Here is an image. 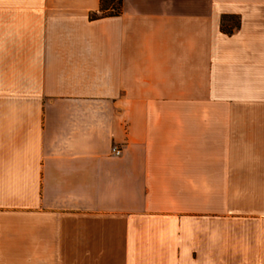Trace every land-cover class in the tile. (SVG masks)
<instances>
[{
	"label": "crops",
	"instance_id": "0c3cea01",
	"mask_svg": "<svg viewBox=\"0 0 264 264\" xmlns=\"http://www.w3.org/2000/svg\"><path fill=\"white\" fill-rule=\"evenodd\" d=\"M99 5L0 0V264H264V0Z\"/></svg>",
	"mask_w": 264,
	"mask_h": 264
},
{
	"label": "trees",
	"instance_id": "16d2710c",
	"mask_svg": "<svg viewBox=\"0 0 264 264\" xmlns=\"http://www.w3.org/2000/svg\"><path fill=\"white\" fill-rule=\"evenodd\" d=\"M122 0H100L98 14H90V19L96 20L102 17H115L121 12ZM222 31L230 33L231 29H227L222 26Z\"/></svg>",
	"mask_w": 264,
	"mask_h": 264
},
{
	"label": "built area",
	"instance_id": "2783aa9c",
	"mask_svg": "<svg viewBox=\"0 0 264 264\" xmlns=\"http://www.w3.org/2000/svg\"><path fill=\"white\" fill-rule=\"evenodd\" d=\"M112 152H113V154H114L115 156H119V155H120V150H119L118 148H116V147H113V148H112Z\"/></svg>",
	"mask_w": 264,
	"mask_h": 264
}]
</instances>
